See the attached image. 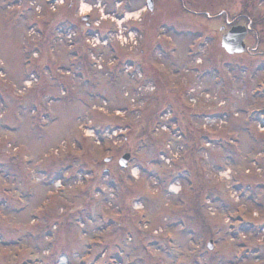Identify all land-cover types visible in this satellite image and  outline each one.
<instances>
[{"label":"rangeland","instance_id":"obj_1","mask_svg":"<svg viewBox=\"0 0 264 264\" xmlns=\"http://www.w3.org/2000/svg\"><path fill=\"white\" fill-rule=\"evenodd\" d=\"M246 1L183 2L211 17L171 6L109 45L70 44L59 3L0 0V264H264V0ZM250 15L228 53L220 25Z\"/></svg>","mask_w":264,"mask_h":264},{"label":"flooded vegetation","instance_id":"obj_2","mask_svg":"<svg viewBox=\"0 0 264 264\" xmlns=\"http://www.w3.org/2000/svg\"><path fill=\"white\" fill-rule=\"evenodd\" d=\"M84 1L91 9L90 11L78 14L76 13L77 4L74 6V0H62L61 3L56 5L55 8L51 10L50 14L48 12L49 25L54 26L56 30L59 28L62 30L69 29L74 35L80 33H97L99 37L102 38L103 36L109 35L112 31L117 32L118 30L122 31V29H124L126 32L133 29L137 33L141 34V40H145L144 37L147 36L148 38L152 31L156 32L157 28L159 29L165 24V15L166 12L171 9V6L173 9L180 12L181 10H184V8L187 9V11L184 12L188 14L189 18H191L189 19L190 21L196 18L193 16V13L198 12L197 9L194 8L191 10V7H189L193 5L195 0H177L175 4L168 0ZM48 2H52L51 4H53L54 0H48ZM183 2L188 3L189 6L186 7L183 5ZM96 6H101L100 8H102L103 14H98L95 8H93ZM104 13H107V15H104ZM127 13H130V15H127ZM198 13H205L207 16H210V14H208L205 10ZM98 17L100 18L96 21V24H94L95 19ZM193 21L195 22V20ZM122 22L124 23L123 28L121 25ZM63 24H65V26ZM172 28L173 26H170L171 30ZM157 34H155V37L159 36L158 32ZM147 40L149 41L150 37ZM154 41H156V39L151 40V43L148 45L149 48L154 45ZM141 44H143V42H141ZM144 49L145 48H141V51ZM144 60L145 59L143 58L139 59L140 62H144Z\"/></svg>","mask_w":264,"mask_h":264},{"label":"water","instance_id":"obj_3","mask_svg":"<svg viewBox=\"0 0 264 264\" xmlns=\"http://www.w3.org/2000/svg\"><path fill=\"white\" fill-rule=\"evenodd\" d=\"M247 33V27L243 24H235L222 35L221 44L230 53L242 52L245 50L246 45L244 37ZM130 152H125L120 158L119 163L126 166L130 158ZM107 157L106 159H108ZM212 240H209L208 246L212 247Z\"/></svg>","mask_w":264,"mask_h":264},{"label":"trees","instance_id":"obj_4","mask_svg":"<svg viewBox=\"0 0 264 264\" xmlns=\"http://www.w3.org/2000/svg\"><path fill=\"white\" fill-rule=\"evenodd\" d=\"M247 1L245 0V2L244 3H246ZM240 12H243L244 13V15L246 16V18H248L249 16V14H248V9L246 8V5L244 4L243 5V9L240 11ZM251 16V15H250ZM251 20H252V28H253V30L255 31V29H257V27H258V25H260V23H261V21H262V16L261 15H252L251 16ZM264 27V26H263ZM261 33V38H262V36H263V33L264 32H260ZM258 36H259V34H258Z\"/></svg>","mask_w":264,"mask_h":264},{"label":"bare ground","instance_id":"obj_5","mask_svg":"<svg viewBox=\"0 0 264 264\" xmlns=\"http://www.w3.org/2000/svg\"><path fill=\"white\" fill-rule=\"evenodd\" d=\"M172 188L175 189L176 186L172 185ZM64 261H65V257H62V259H61V263H64Z\"/></svg>","mask_w":264,"mask_h":264}]
</instances>
